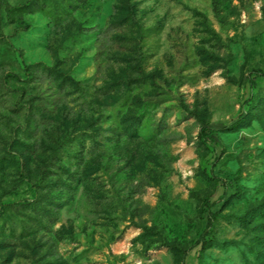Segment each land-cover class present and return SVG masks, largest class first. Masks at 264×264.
I'll return each mask as SVG.
<instances>
[{
	"label": "rangeland",
	"instance_id": "rangeland-1",
	"mask_svg": "<svg viewBox=\"0 0 264 264\" xmlns=\"http://www.w3.org/2000/svg\"><path fill=\"white\" fill-rule=\"evenodd\" d=\"M253 70L264 0H0V264H264ZM214 160L239 192L191 251Z\"/></svg>",
	"mask_w": 264,
	"mask_h": 264
},
{
	"label": "trees",
	"instance_id": "trees-1",
	"mask_svg": "<svg viewBox=\"0 0 264 264\" xmlns=\"http://www.w3.org/2000/svg\"><path fill=\"white\" fill-rule=\"evenodd\" d=\"M254 75V76H253ZM258 79H264V73L258 70H253L250 73L248 83L251 89L256 86ZM244 117L241 116L238 120L223 128L222 130L214 129L208 125H202L198 134V141L200 145L210 153L217 155L218 149L221 148L222 141L220 135L222 133H230L237 129L243 123ZM216 162L212 161L205 168V176L214 183L215 194L206 199L202 211V220L204 227L200 230L196 238L191 244L190 250L201 248L205 250L209 245H213V237L219 220V212L221 207L228 202L234 195L239 192L237 184L234 182H227L218 177L214 170ZM222 192L221 196L216 199L217 193Z\"/></svg>",
	"mask_w": 264,
	"mask_h": 264
}]
</instances>
